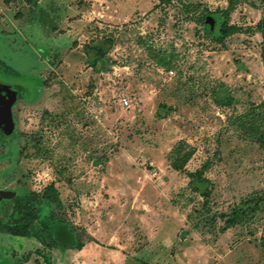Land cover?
I'll list each match as a JSON object with an SVG mask.
<instances>
[{
    "label": "rangeland",
    "instance_id": "1",
    "mask_svg": "<svg viewBox=\"0 0 264 264\" xmlns=\"http://www.w3.org/2000/svg\"><path fill=\"white\" fill-rule=\"evenodd\" d=\"M209 14L214 32L203 30ZM225 23L239 31L222 37ZM0 58L38 86L7 145L5 165L38 191L36 234L18 254L264 264V199L230 227L220 216L264 198V0H0ZM195 170L213 185L205 207ZM51 182L59 202L42 196ZM9 212L0 207V220Z\"/></svg>",
    "mask_w": 264,
    "mask_h": 264
},
{
    "label": "flooded vegetation",
    "instance_id": "2",
    "mask_svg": "<svg viewBox=\"0 0 264 264\" xmlns=\"http://www.w3.org/2000/svg\"><path fill=\"white\" fill-rule=\"evenodd\" d=\"M0 83L8 84L16 92L11 107L14 131L9 138L3 137L0 134V190H12L14 193L12 197L0 201V207L6 205L10 208L9 215L6 216V219L0 220V264H29L30 261L33 262V264H40L36 258L40 251L36 248H33V250L30 248L18 254V251L23 250V242L19 239L30 234L34 237L36 234H32L29 229L33 225V222L38 219V214L35 213L34 207L31 205L32 202L38 198V191L34 188L35 185L33 184V189L31 192H28V188L25 184L27 177L25 176L23 178L24 173L21 172V174L16 177L14 171H11L12 168H8L7 165H5L8 160L12 159L11 149L8 148L7 145L18 133L17 126L20 121V117L18 116L19 109L21 104L28 105L29 102H32L38 89L37 80L33 76L22 74L19 70L10 67L4 59L0 58ZM19 136L22 138V135ZM22 142L24 141L22 140ZM24 145V143L20 144L15 153L19 163H21L23 158L22 150L24 149ZM18 161L16 164L13 161L14 167L18 165ZM13 162L11 164H13ZM16 211L21 213L18 215V213H15ZM20 216H22L23 219ZM17 221H19V223H17ZM26 223H29V225H27L26 230L22 232L23 226H25L24 224ZM68 231L71 232L69 229ZM7 234L8 236L6 237L7 240H5V244L4 239ZM47 235H49V233H47ZM51 235L54 244L57 245L60 251H64L65 247L63 248V245H58L54 230H52ZM1 242L3 244H1ZM15 243L18 246L17 248L14 247L16 245ZM33 254H35V257L32 256ZM42 258L45 264L52 263L47 255H43Z\"/></svg>",
    "mask_w": 264,
    "mask_h": 264
},
{
    "label": "trees",
    "instance_id": "3",
    "mask_svg": "<svg viewBox=\"0 0 264 264\" xmlns=\"http://www.w3.org/2000/svg\"><path fill=\"white\" fill-rule=\"evenodd\" d=\"M231 7L232 6L230 4L229 8H231ZM211 16L212 15L209 14L206 16L205 19H207ZM219 30H220L222 37H225V36H229V35L237 32V31H239V27L232 25V24H226L225 23L223 26L220 27ZM258 138L260 139V141H262V143H264V134L260 133ZM178 150H181V148L178 147ZM179 155L180 154H178L175 158H173L171 160V167L173 169H175L176 171H181L184 168V164L189 157V152H186V153L182 154L181 156H179ZM188 176L190 178L189 184H190L192 190L200 193L201 196L203 197L202 206L203 207L207 206L208 199L210 198V195L212 192V187H213L212 182L208 178L203 176V173L201 170H195L193 172H188ZM42 196L45 199L50 200V201H55V202L60 201L57 189L54 187V184L52 182L45 186L43 193H42ZM263 199L264 198L262 196H255V197L248 199V200L244 201L243 203L239 204L230 213H227V214L221 213L220 216L225 217V227L227 228V227L232 226L236 222H241L243 216H246L250 213H254L258 209H260ZM15 213H18V215H19L21 212L16 211ZM216 216L217 215H215V214L212 215V219L215 220ZM20 217H22V216H20ZM22 219H23V217H22ZM17 223H19V221H17ZM24 225L25 226H23L22 232H24L26 230V226L29 225V223L28 224L26 223Z\"/></svg>",
    "mask_w": 264,
    "mask_h": 264
},
{
    "label": "water",
    "instance_id": "4",
    "mask_svg": "<svg viewBox=\"0 0 264 264\" xmlns=\"http://www.w3.org/2000/svg\"><path fill=\"white\" fill-rule=\"evenodd\" d=\"M217 19L216 17L207 18L203 22V30L205 32H214L217 27ZM16 94L15 90L10 87L8 84L0 83V134L3 137L9 138L14 131V121L12 118V103L14 101V95ZM37 93H35L36 98ZM12 100V101H11ZM14 195L12 190H0V201L2 199L10 198ZM63 228V227H62ZM67 232L68 229L66 228ZM60 229L55 231V237L60 242L62 237L64 236ZM71 235V236H70ZM67 236L73 237L71 232L67 233Z\"/></svg>",
    "mask_w": 264,
    "mask_h": 264
},
{
    "label": "built area",
    "instance_id": "5",
    "mask_svg": "<svg viewBox=\"0 0 264 264\" xmlns=\"http://www.w3.org/2000/svg\"><path fill=\"white\" fill-rule=\"evenodd\" d=\"M172 72H173V71L170 70V73H172ZM123 103H124V104H127V103H128V100H127V99H124V100H123Z\"/></svg>",
    "mask_w": 264,
    "mask_h": 264
}]
</instances>
